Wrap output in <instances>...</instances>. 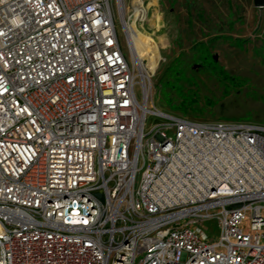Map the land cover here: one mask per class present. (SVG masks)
<instances>
[{
  "label": "built area",
  "instance_id": "obj_1",
  "mask_svg": "<svg viewBox=\"0 0 264 264\" xmlns=\"http://www.w3.org/2000/svg\"><path fill=\"white\" fill-rule=\"evenodd\" d=\"M121 1L0 0V264H264V126L158 111Z\"/></svg>",
  "mask_w": 264,
  "mask_h": 264
},
{
  "label": "rangeland",
  "instance_id": "obj_2",
  "mask_svg": "<svg viewBox=\"0 0 264 264\" xmlns=\"http://www.w3.org/2000/svg\"><path fill=\"white\" fill-rule=\"evenodd\" d=\"M144 3V22L140 21V13L133 11L134 1L123 0L122 7H116V24L130 61L133 58L125 24L155 44L153 106L164 114L196 122L264 126V8H256L254 0H144ZM200 43L207 44L206 60L202 59ZM173 65L184 71L177 82L167 72ZM172 83L177 87H172ZM191 99L192 110L174 109ZM166 121L148 115L146 131ZM207 226L216 228V222L210 221ZM246 229L249 231V225Z\"/></svg>",
  "mask_w": 264,
  "mask_h": 264
},
{
  "label": "bare ground",
  "instance_id": "obj_3",
  "mask_svg": "<svg viewBox=\"0 0 264 264\" xmlns=\"http://www.w3.org/2000/svg\"><path fill=\"white\" fill-rule=\"evenodd\" d=\"M135 13H140L141 23L145 21L146 15L142 17L145 12L144 0H133ZM122 1L120 6L122 7ZM142 18V20H141ZM126 22V21H125ZM125 31L128 36L129 45L132 53L133 62L139 70V75L143 78H152L156 69L155 60V44L145 34H141L137 30L125 24Z\"/></svg>",
  "mask_w": 264,
  "mask_h": 264
},
{
  "label": "trees",
  "instance_id": "obj_4",
  "mask_svg": "<svg viewBox=\"0 0 264 264\" xmlns=\"http://www.w3.org/2000/svg\"><path fill=\"white\" fill-rule=\"evenodd\" d=\"M198 46L202 47V49H201V53L203 54L202 59H204V60L208 59L209 55H208V51L206 48L207 44L206 43H200V44H198ZM193 49H194V47H193ZM203 67H206V66L203 64ZM167 72L170 73L169 74L170 79L171 78L175 79L176 82L180 78H183V76H184V71H181V69H179L178 67H175L174 65L171 66L170 68H168ZM172 87H177V86L175 85V83H172ZM193 104H194V101L192 99L188 100V102L183 101L180 106L174 107V109L181 110L182 112H187L189 109H191V110L193 109V107H192Z\"/></svg>",
  "mask_w": 264,
  "mask_h": 264
},
{
  "label": "water",
  "instance_id": "obj_5",
  "mask_svg": "<svg viewBox=\"0 0 264 264\" xmlns=\"http://www.w3.org/2000/svg\"><path fill=\"white\" fill-rule=\"evenodd\" d=\"M254 6L258 9L264 8V0H254Z\"/></svg>",
  "mask_w": 264,
  "mask_h": 264
},
{
  "label": "flooded vegetation",
  "instance_id": "obj_6",
  "mask_svg": "<svg viewBox=\"0 0 264 264\" xmlns=\"http://www.w3.org/2000/svg\"><path fill=\"white\" fill-rule=\"evenodd\" d=\"M213 59H214V61H217V60H218L216 56H214V57H213ZM197 66H198L199 68H201V67H202V65H201V64H197Z\"/></svg>",
  "mask_w": 264,
  "mask_h": 264
}]
</instances>
